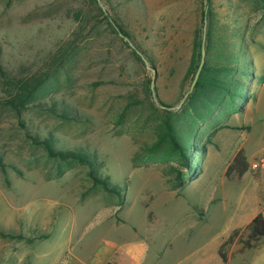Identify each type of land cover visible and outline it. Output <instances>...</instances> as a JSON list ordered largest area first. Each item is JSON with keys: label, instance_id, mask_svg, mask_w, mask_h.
I'll use <instances>...</instances> for the list:
<instances>
[{"label": "rangeland", "instance_id": "rangeland-1", "mask_svg": "<svg viewBox=\"0 0 264 264\" xmlns=\"http://www.w3.org/2000/svg\"><path fill=\"white\" fill-rule=\"evenodd\" d=\"M204 5L0 0V229L46 236L0 237V264H218L219 246L234 231L225 248L233 264L255 255L242 241L263 212L264 4L213 0L216 40L225 42L216 45L252 68L235 75V97L211 90L192 99L194 88L183 101ZM135 49L156 70L158 99L177 108L172 114L155 104L153 73ZM205 61L228 63L216 53ZM45 76L21 114L6 104L13 83ZM167 121L179 140L191 141L186 158L173 148ZM36 137L84 150L121 198L95 185L87 165L50 158Z\"/></svg>", "mask_w": 264, "mask_h": 264}, {"label": "trees", "instance_id": "trees-1", "mask_svg": "<svg viewBox=\"0 0 264 264\" xmlns=\"http://www.w3.org/2000/svg\"><path fill=\"white\" fill-rule=\"evenodd\" d=\"M264 4V0H260ZM203 4L205 2L204 8L201 11V26L195 32V39L193 41V53L191 57L190 67L188 74L196 75L200 61L202 56V42L203 36L206 34L205 40V51L206 56H211L213 53H216L218 57L225 60V65L220 64H212V62L205 61L203 69L200 73L199 79L195 86V92L191 96L192 99H201L207 91H216L219 92L221 95L225 96H233L232 88H237L239 86L238 79L235 78V75L240 73H249L251 70V66L249 61L246 58L243 60L245 64L241 65V62H238V59H231L229 57L230 48H225L222 46V43H225L224 40L220 37V41L217 39V34L219 33V25L217 20V13L213 8V0H202ZM104 13V11H102ZM105 18L108 20L110 27L119 33H122L128 39L129 34L124 31L116 21L109 19L106 14L104 13ZM206 31V33H205ZM218 42L222 44L221 46L216 45ZM236 53L234 56L242 57L245 53L243 46L237 47ZM135 55L139 58V60H143L140 55H142L139 50H134ZM1 70V68H0ZM1 74H3L1 70ZM46 76L43 78H39L35 81H24L18 80L12 85L14 86V92L12 98L7 100L6 104L12 107L17 113H20L26 110L30 104L35 100L37 92L40 90L42 85L46 81ZM165 107V112L167 114H172L170 112V107L166 106L162 102H160ZM64 118L67 119H76V116L73 114L64 115ZM167 131L168 137L172 143L173 148L185 158L187 157L186 152L192 149L191 141L187 136H183L182 139H178L175 135L176 129L172 126V124L167 121ZM55 138L49 137L41 139L39 137L34 138V142L38 145L43 146L47 155L53 159H60V160H75L79 163L85 164L89 168V175L92 178L95 185L101 186L105 191L115 194L117 197L121 198L120 190L117 186H111L110 182L106 178H101L98 176L94 170V162H92L87 153L82 150L81 148H58L57 144L54 140ZM239 156L237 161H240ZM247 165L243 162V169L241 173H244L246 170ZM247 230L249 232L248 238L246 241H242L244 244V249H252L255 248L257 243L264 238V214L259 213L256 215L250 224L247 226ZM238 234V231H234L233 234L220 246L218 250L219 257L222 259L224 264H228L229 256L228 253L225 251V248L230 245L233 241L235 236ZM0 237L8 238V239H18V240H26L28 242H34L37 239H44L46 236L40 235L36 238H27L22 234H12L5 232L0 229ZM107 264H113L108 262Z\"/></svg>", "mask_w": 264, "mask_h": 264}, {"label": "water", "instance_id": "water-1", "mask_svg": "<svg viewBox=\"0 0 264 264\" xmlns=\"http://www.w3.org/2000/svg\"><path fill=\"white\" fill-rule=\"evenodd\" d=\"M205 33H206V31H205ZM120 36L123 37L122 35H120ZM123 39H124V41H126V42L129 44V46H130L131 48H134V45L132 44V42H131L128 38L123 37ZM205 40H206V34L203 36V42H202V56H201V62H200V65H199L198 71H197V73H196V75H195V78H194L192 84H191V88H190L189 92H187V94L184 96L183 101H184V100L188 97V95L194 90V88H195V86H196V83H197V81H198V79H199L200 73H201V71H202V69H203V66H204V64H205V59H206ZM140 56H141V58L143 59V61H144L145 65H146V67H147L149 70H151L152 73H153V78H152V82H151V90H152V96H153L154 102H155V104H156L159 108H161V109H165V107L160 103V101H159V99H158V96H157V93H156V90H155V86H156V75H157V74H156V70L153 69V68L151 67L150 63L144 58L143 55H140ZM183 101H182V103H183ZM176 109H177V108H170V110H172V111H174V110H176Z\"/></svg>", "mask_w": 264, "mask_h": 264}, {"label": "crops", "instance_id": "crops-1", "mask_svg": "<svg viewBox=\"0 0 264 264\" xmlns=\"http://www.w3.org/2000/svg\"><path fill=\"white\" fill-rule=\"evenodd\" d=\"M203 184H201L200 183V186H199V190H203V186H202ZM241 207V209H240V211H239V213L237 214H235L234 215V217H232V218H234V219H232L231 220V223L234 225V226H236L238 223H239V221H240V219H241V216L239 215V214H241V212L243 211V206H240ZM231 210V209H230ZM259 214V213H258ZM257 214V215H258ZM256 216V215H255ZM221 244H222V242H221ZM220 244V245H221ZM220 247V246H219ZM251 251H256L255 252V255L253 256L252 255V257L250 258V260H247V263L246 264H264V243H263V240H260L258 243H257V245H256V247L255 248H253ZM248 254H249V252H248ZM221 259V258H220ZM236 258H232V257H229V261H228V264H233V261L235 260ZM123 264V263H122ZM218 264H224V262L222 261V259H221V262L219 261L218 262Z\"/></svg>", "mask_w": 264, "mask_h": 264}, {"label": "built area", "instance_id": "built-area-1", "mask_svg": "<svg viewBox=\"0 0 264 264\" xmlns=\"http://www.w3.org/2000/svg\"><path fill=\"white\" fill-rule=\"evenodd\" d=\"M262 205H263V212L262 213L264 214V201H263Z\"/></svg>", "mask_w": 264, "mask_h": 264}]
</instances>
